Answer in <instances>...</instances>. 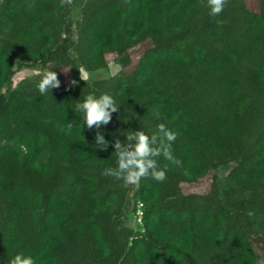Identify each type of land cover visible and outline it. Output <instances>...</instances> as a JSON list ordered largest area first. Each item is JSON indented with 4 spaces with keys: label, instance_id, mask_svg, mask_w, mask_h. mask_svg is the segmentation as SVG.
<instances>
[{
    "label": "trees",
    "instance_id": "obj_1",
    "mask_svg": "<svg viewBox=\"0 0 264 264\" xmlns=\"http://www.w3.org/2000/svg\"><path fill=\"white\" fill-rule=\"evenodd\" d=\"M69 7L0 0V264L20 253L36 264H258L264 0L255 10L228 0L215 17L206 0H82L74 41ZM108 55L121 65L116 74L80 78L107 69ZM16 61H49L60 88L41 95L40 73L9 89ZM105 93L120 111L99 129L110 142L101 151L75 105ZM160 123L178 134L172 147L182 167L159 158L167 179L142 178L132 194L101 175L117 166L115 137L151 136ZM206 178L207 192L183 193V184ZM138 203L141 230L126 218Z\"/></svg>",
    "mask_w": 264,
    "mask_h": 264
},
{
    "label": "clouds",
    "instance_id": "obj_2",
    "mask_svg": "<svg viewBox=\"0 0 264 264\" xmlns=\"http://www.w3.org/2000/svg\"><path fill=\"white\" fill-rule=\"evenodd\" d=\"M128 3V0H124ZM73 0H61V7L71 5ZM228 0H206V7L210 10V16H219ZM83 71V70H82ZM83 79L84 77L81 76ZM74 86L76 81H72ZM61 82L55 71L46 70L42 73L41 79L36 87L41 95L51 92L53 89H58ZM76 110L83 113L84 125L88 130H97L95 136V144L101 151H107L110 142L104 139V135L99 131L102 126L110 123L113 113L120 111V106L117 105L115 99L105 93L96 97L89 94L83 102H77ZM74 127L73 123L67 125L70 132ZM126 140H121L116 137L113 139L114 153L117 156V166L105 168L101 175L123 180L129 185H137L142 178H152L157 182H164L167 179V168H161L159 158L170 162L176 167H182L183 161L176 157L173 153V144L178 138V134L165 124L157 125V131L151 136L147 135L143 130L131 131L124 135ZM9 264H36L31 256H24L22 253L14 256Z\"/></svg>",
    "mask_w": 264,
    "mask_h": 264
},
{
    "label": "rangeland",
    "instance_id": "obj_3",
    "mask_svg": "<svg viewBox=\"0 0 264 264\" xmlns=\"http://www.w3.org/2000/svg\"><path fill=\"white\" fill-rule=\"evenodd\" d=\"M246 3H247V7L251 10H255L257 7V0H246ZM81 6H82V0H73V3L69 7V10H70L69 22L72 28L73 41L75 40V37H74L75 25H76V22L80 19ZM136 54H137L136 50L132 51L130 54L133 61L136 60ZM107 61H108L107 69L103 71L95 72V73L81 71L80 72L81 76L84 77L83 79L90 80V81L106 79V78L113 76L120 70L121 65L118 63L117 58L114 55H108ZM50 65L51 63L49 61L37 62V63H23V64H20V62L16 61L15 70L13 73V77H12L11 85L9 89L15 88L17 83L23 79H32L35 76L39 75L40 73H43L44 71L48 70V67H50ZM59 73L62 75V77L66 81L71 80V76L68 73V69L60 68ZM9 89H3L2 91V93H4L3 95H5L7 91H9ZM232 166H233V163L230 162V165H226V167H223V168L218 167L215 173L220 178L224 177L226 173L232 168ZM125 184L130 189L129 193L132 194V191L136 188V185H129L127 183ZM209 186H210V178H206L195 185L183 184L181 189L184 194H192V193L202 194L208 191ZM133 208H132L131 201H127L125 211L129 213L130 210ZM135 209L136 211L138 210L142 211V207L140 208L136 206ZM126 218L128 220L127 223L129 226H131L135 230L137 229L141 230L140 228L141 225H140L138 214L135 213L134 216H131V217L126 216ZM252 241L258 250L257 251L258 252V258H257L258 264H264V243L261 244L260 239L257 237L255 238V236L252 239Z\"/></svg>",
    "mask_w": 264,
    "mask_h": 264
},
{
    "label": "built area",
    "instance_id": "obj_4",
    "mask_svg": "<svg viewBox=\"0 0 264 264\" xmlns=\"http://www.w3.org/2000/svg\"><path fill=\"white\" fill-rule=\"evenodd\" d=\"M137 206L141 208L142 207V204L138 203ZM136 214H138L139 220H140L141 219V216H142V212L140 210H138Z\"/></svg>",
    "mask_w": 264,
    "mask_h": 264
}]
</instances>
